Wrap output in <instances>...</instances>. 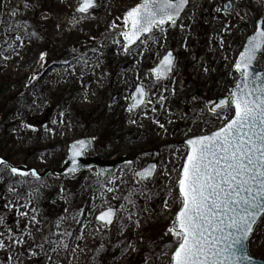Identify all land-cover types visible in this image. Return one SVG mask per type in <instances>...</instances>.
<instances>
[{
  "label": "rangeland",
  "instance_id": "374dc122",
  "mask_svg": "<svg viewBox=\"0 0 264 264\" xmlns=\"http://www.w3.org/2000/svg\"><path fill=\"white\" fill-rule=\"evenodd\" d=\"M81 2L0 0V91L35 85L10 121L0 116V157L57 169L71 143L95 138L89 156L137 159L106 178L87 170L36 180L0 166V264H171L175 238L168 229L181 206L185 141L227 123L207 103L238 81L234 65L264 18V0H191L176 26L157 28L128 53L124 16L140 0H98L88 13L78 11ZM25 18L39 24L37 41ZM67 47L76 54L70 62L60 57ZM168 51L176 62L164 83L151 70ZM258 65L264 68V54ZM137 85L147 101L130 111ZM233 115L230 109L227 118ZM153 162L156 176L137 181L135 172ZM109 207L118 216L107 229L96 217ZM250 254L264 261V218Z\"/></svg>",
  "mask_w": 264,
  "mask_h": 264
},
{
  "label": "snow or ice",
  "instance_id": "6c2138e0",
  "mask_svg": "<svg viewBox=\"0 0 264 264\" xmlns=\"http://www.w3.org/2000/svg\"><path fill=\"white\" fill-rule=\"evenodd\" d=\"M96 2L82 0L78 11L88 13ZM188 3L189 0H142L124 17V39L131 45L155 28L163 32L164 25L175 26ZM260 24L235 65L240 84L209 108L213 113L219 108L227 123L211 134L186 141L188 154L178 180L181 206L168 229L175 238L171 264H254L246 245L254 226L264 217V73L254 71L257 54H264V21ZM46 55L42 54L41 59ZM173 61L172 53H168L155 70L158 78L172 70ZM143 94L141 86L137 95ZM233 106L234 115L228 119L227 112ZM88 146L85 140L73 144V159ZM0 166L20 173L2 158ZM154 169L152 165L136 175L147 180ZM115 216L116 210L109 207L97 219L107 227Z\"/></svg>",
  "mask_w": 264,
  "mask_h": 264
},
{
  "label": "water",
  "instance_id": "95a60500",
  "mask_svg": "<svg viewBox=\"0 0 264 264\" xmlns=\"http://www.w3.org/2000/svg\"><path fill=\"white\" fill-rule=\"evenodd\" d=\"M141 2H142V1H141ZM141 2H140V3H141ZM140 3H139V4H140ZM97 4H98V2H96L95 7L97 6ZM139 4H138V5H139ZM189 6H190V0H189V3L185 6V8H184V10L182 11V13L180 14V18L177 20L176 25L179 23V20H180L181 17L184 15V13L187 11V9L189 8ZM79 7H80V6H79ZM95 7H93V8H95ZM93 8H91V9H93ZM91 9H89V11H90ZM232 9H233L232 2H228V3L226 4V10H227V12L232 11ZM130 10H131V9H130ZM126 14H127V13H126ZM261 21H264V19L261 18V19H258V20L256 21V29H255V33L252 34V35H250V36L248 37V39L246 40V42H245V44H244V47H243V49H242L241 52H243L244 49L247 47V45H248V41L251 39V37H252L253 35H256V33L258 32V30H259V28H260V26H261V24H260ZM169 24H171V23H169ZM166 25H167V24H166ZM164 26H165V25H164ZM126 30H127V29H126ZM155 30H156V28L153 29V32H152L151 34L145 33L144 36H142V37L140 38V40H137L134 44H131V45H128V42L124 39V37H123V35H122L123 40H124V42H125V48H126V46H127V49H128L126 52H128L129 50H131L132 48H134V47H135L138 43H140L145 37H149L150 35H152V34L155 32ZM124 31H125V30H124ZM168 53H172V51H169ZM167 55H168V54H167ZM167 55H166V56H167ZM261 55H262L261 53H258V54H257V60L254 62V71H255L256 73H264V68L261 69L259 66H257V62H258V60L260 59ZM172 56L174 57V61H173V65H172V70H171L170 72L162 73V74L159 76V78L157 77V74H156L155 70H156L157 68H159V66L161 65V63H162L163 60H164V57H163L162 61H161V62H160V63H159V64H158V65L152 70V73H153V75L155 76L156 79L163 80L164 82H167V81H168L169 77H170V76L172 75V73H173V68H174L175 60H176V57L173 55V53H172ZM238 60H239V58H238ZM238 60H237V62H238ZM237 62H236V63H237ZM235 65H236V64H235ZM234 71L237 72V73H239V72L236 70L235 66H234ZM239 74H240V73H239ZM240 82H241V77H239L238 81H237L236 84L233 86V88H232V90L230 91V93L233 92V91L235 90L236 85L240 84ZM141 86H142V85H138V86L136 87V90H135L134 93H133V96H132L133 101H132V104H131V109H132V110H138V109H140L141 107H143V106L145 105V103H146V100H147V92L144 90V88H143V90H144V93H145V94H143V95H139V96L137 95V93H138V89H139ZM142 87H143V86H142ZM230 93H229V94H230ZM229 94H228L227 96H225V97H219V98L214 99L213 101H210V102L208 103L209 106L211 107L213 104L218 103L220 100H223V99L227 98V97L229 96ZM137 100H142L143 102H142V103H137V102H136ZM133 105H135V106H133ZM233 110H234V106H233ZM218 111H220L219 108L216 109V112H215V113H217ZM210 112H211V111H210ZM211 113H213V112H211ZM216 131H217V130H216ZM214 132H215V131H214ZM212 133H213V132H212ZM210 134H211V133H210ZM80 140H85V141H87L88 144H89V146L84 150L83 154L78 155V156L75 158V160H74V159H73V156H72L71 148H72V145H73V144H75L77 141H80ZM80 140H77V141L71 143V145H70V147H69V155H68V158H67V160H66L64 166H63L61 169H59V170H52V169H50V168H47V169H44L42 172H40L39 170H37V169H35V168H32V167L18 166V167H15V168L20 169V173H14V174H15V175H18V176H22V177H26V176H28V175H32L35 179H43V178H46L47 176H49L50 174H55V175H57V176H62V175H64V174L68 173V172L80 173V172L83 171V170L96 169L97 172H98V175H99V176L106 177L108 174L114 172L115 169H116L117 167L122 166V165L131 164V163H133V162L136 160V155H135V156H131V157H129V156L118 157V158H115V159H113V160H104V159L100 158L98 155H95L94 157H90V158H88V157H87V154L90 153V152L94 149V147H95V140L92 139V138L80 139ZM185 145L187 146L186 142H185ZM187 147H188V146H187ZM185 161H186V160H185ZM152 165H155V169H154L153 175H152L151 177H149L148 179H151V178H154V177H155V175H156V173H157V170H158L157 165H156L155 163H151V164L147 165V167H145L143 170H141V171H144L145 169H148V168H149L150 166H152ZM10 166H11V167H14V166H12V165H10ZM9 168H10V167H9ZM74 168H75V170H73ZM10 170H11V169H10ZM141 171H138V172H141ZM33 172H35L36 174L33 175ZM138 172H136V173H138ZM24 173H26V174H24ZM136 173H135V178H136L138 181H147V180H148V179H147V180L141 179L139 176L136 175ZM178 193H179V189H178ZM180 198H181V197H180ZM181 199H182V198H181ZM114 210H116V216H117V209H114ZM99 215H100V214H99ZM99 215H98V216H99ZM98 216H97V217H98ZM116 216H115V218H114V220H113V223H112L111 225H108L107 228H111V227H112V225L114 224V222H115V220H116ZM262 218H263V217H262ZM262 218H260V219L258 220L257 224L254 226V232H255V229H256L257 225H258V224L260 223V221L262 220ZM97 221L100 222V223H102V224H104L103 222L99 221L98 219H97ZM253 234H254V233H253ZM253 234H252V236H253ZM252 236H251V238H252ZM251 238L249 239V241L247 242V245H246V246H247V250H248L249 253H250V251H249V243H250ZM252 258H253V257H252ZM253 261H254V264H264V261L257 260V259H255V258H253ZM58 264H62V263H58Z\"/></svg>",
  "mask_w": 264,
  "mask_h": 264
},
{
  "label": "trees",
  "instance_id": "16d2710c",
  "mask_svg": "<svg viewBox=\"0 0 264 264\" xmlns=\"http://www.w3.org/2000/svg\"><path fill=\"white\" fill-rule=\"evenodd\" d=\"M25 24H27V35L30 36L32 39L37 41L39 39L38 31L40 30L39 24H36L34 20L30 19H23L22 20ZM35 26V27H33ZM60 57L63 59L64 62H70L72 58L76 57L74 51L70 48L64 49V51L60 54ZM35 85L31 84H20L15 89L9 92L0 91V116L5 114L7 121H10L11 118L15 116V113L18 109V106L22 103L26 102L30 96V94L34 91ZM95 113V111L91 112V114ZM81 118H85L84 114H79ZM116 123H112L110 126L111 128H115L117 126ZM10 153L7 154L6 157L3 158L5 161H10ZM50 222V221H49Z\"/></svg>",
  "mask_w": 264,
  "mask_h": 264
}]
</instances>
